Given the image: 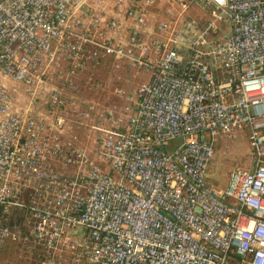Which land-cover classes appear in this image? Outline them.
<instances>
[{"label": "built area", "instance_id": "2783aa9c", "mask_svg": "<svg viewBox=\"0 0 264 264\" xmlns=\"http://www.w3.org/2000/svg\"><path fill=\"white\" fill-rule=\"evenodd\" d=\"M154 2L0 0V246L25 264H264V0H206L199 32L170 17L144 37ZM108 61L150 75L116 88L122 112L82 96ZM241 132L250 164L219 188L216 148Z\"/></svg>", "mask_w": 264, "mask_h": 264}, {"label": "rangeland", "instance_id": "374dc122", "mask_svg": "<svg viewBox=\"0 0 264 264\" xmlns=\"http://www.w3.org/2000/svg\"><path fill=\"white\" fill-rule=\"evenodd\" d=\"M200 12V18L205 19L209 14L208 8H196ZM223 35L228 31V23L224 22L222 24ZM113 66H104L100 72L99 77L103 81V89L100 92L92 91L90 88L85 87L82 91V96L85 95L91 100H99L101 98V104L110 100L109 87L120 86L126 89V91H131L137 89L140 85L148 81V78H144L141 75L142 72L138 70H131L128 66H120L117 69L112 68ZM8 78H6L7 80ZM5 80V81H6ZM8 82V81H6ZM8 84V83H7ZM106 85V87L104 86ZM11 88V86L8 84ZM17 86V85H16ZM16 88L19 89V86ZM15 87L11 88V90ZM21 94L24 93L26 97V92L22 87H20ZM113 96V95H112ZM84 97V96H83ZM117 104L121 105L122 99L120 97L115 98ZM118 105V110H119ZM104 107L102 106V110ZM78 119V118H77ZM77 123V122H76ZM92 120H84L83 124H76L70 130L72 135L77 136V143L87 148L92 147V138L95 134L92 127ZM175 143V142H173ZM250 149L247 139L246 132H241L238 136L232 140H226L220 142L216 148V156L214 164L210 169L209 177L210 181L219 188H225L228 184L230 171L241 164L243 166H248L250 163ZM5 247L0 248V264H25L24 253L19 248H16L12 243H6Z\"/></svg>", "mask_w": 264, "mask_h": 264}, {"label": "crops", "instance_id": "0c3cea01", "mask_svg": "<svg viewBox=\"0 0 264 264\" xmlns=\"http://www.w3.org/2000/svg\"><path fill=\"white\" fill-rule=\"evenodd\" d=\"M141 2H143V0H128V4H131L132 6L135 4L141 3ZM183 3L187 4V7H186L187 10L184 11L182 13V16H181ZM169 8L173 9L172 13H169L167 11ZM196 8H208L209 14H210L211 8H214V6H213L212 2H206V0H155V2L149 7L148 23H147L146 27L139 28L138 31L142 36L147 37L150 34H152V32L155 29L158 21H161L164 19H169L170 17H173L175 20V25L178 29H181V30H183L185 32H189V33H197L203 28L206 20H208L210 15H207V17L205 19H202L199 16L200 12ZM192 20H196V23H193ZM228 31H229V29H228ZM228 31L225 33V35L228 33ZM225 35L220 34V36H222V37ZM104 66H113L112 68H114V69H117L120 66H128L129 68H131V70H134V68H132L128 62H124V61L118 65H115L113 62L108 61V62L104 63L100 67L99 70H101ZM141 75H143V77L146 79L148 78V80L150 78V75L148 73L142 72ZM6 81H8L7 83L11 86V88L15 87V89H13V92L16 95L18 105L23 107L25 105V98L26 97H25L24 93L21 94V91H22V90H20L21 86H19L17 83H15L11 80H6ZM16 85L19 86V89L16 88L17 87ZM104 86L106 87V85H104ZM116 88L123 89L125 93H133L136 90V89H134L131 91H126L125 88L120 87V86H114L113 88L109 87V89H110L109 93H112V95L115 98L120 97L122 99L121 105L117 104L116 100H114L112 98L113 97L112 95H110V100L107 99V102H104L102 104H101V98L97 101L91 100L89 97H86L85 95H83L84 96L83 98L87 102L89 101V102H94V103L98 104L99 110H102V106L104 107L103 110H107L110 107H113L115 105L117 106L116 108L118 110V105H119L118 111L122 112V111H124V108H125L127 101H126V99H124L120 95L116 94V92H115ZM101 89H103V86ZM100 90H92V91L100 92ZM44 109H45V106H43V105L40 108H38V110H40V111H43ZM2 247L4 248L5 246H2Z\"/></svg>", "mask_w": 264, "mask_h": 264}]
</instances>
